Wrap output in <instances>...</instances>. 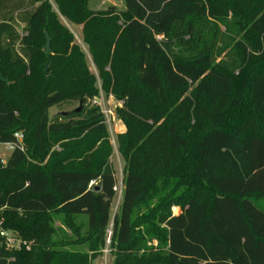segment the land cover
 <instances>
[{"label": "trees", "instance_id": "1", "mask_svg": "<svg viewBox=\"0 0 264 264\" xmlns=\"http://www.w3.org/2000/svg\"><path fill=\"white\" fill-rule=\"evenodd\" d=\"M91 1L53 0L122 105L120 210L85 52L48 0H0V212L33 243L0 264H264V0Z\"/></svg>", "mask_w": 264, "mask_h": 264}, {"label": "rangeland", "instance_id": "2", "mask_svg": "<svg viewBox=\"0 0 264 264\" xmlns=\"http://www.w3.org/2000/svg\"><path fill=\"white\" fill-rule=\"evenodd\" d=\"M52 6L53 9L59 14L60 19L62 23L72 32L75 38V43L80 46V48L85 52L87 56L88 65L90 68V71H92L96 76L98 77V71L92 61V57L89 51V46L84 41L83 33H82V26H77L67 19L63 18L58 9L57 6L54 4L53 0H48ZM115 7L118 10H124V0H92L90 2V8L92 10H99V11H105L107 8ZM47 45V44H46ZM45 45V47H46ZM50 50H51V44H50ZM47 71V70H46ZM97 86L100 91V97L96 101L97 105L101 108L102 112L104 113L106 117V125L108 127V132L110 134V141L113 146V154L111 157V166L115 173V178L117 181L116 188H115V199L112 205L111 209V220L113 221L115 215L119 212L120 206L122 204L123 199V171L125 167V161L123 160L121 154L118 151V143H117V136L119 134H122L125 132L126 128L123 125V123L118 119L115 110L118 106H122L121 103L115 100L113 96H107L101 88V80L98 77ZM60 113V110L57 108H53L50 111L51 118L56 117ZM258 207L261 210H264V198L257 202ZM174 214H180L181 209L180 208H174L173 209ZM56 226L59 228H62L69 236H71V233L68 229H66L59 219L56 220ZM112 226L113 223L111 222L109 226L108 233L111 236L112 234ZM109 244V241L107 242ZM96 264H114V258L111 254V251L109 248H106L104 251L102 257H100L96 262Z\"/></svg>", "mask_w": 264, "mask_h": 264}, {"label": "built area", "instance_id": "3", "mask_svg": "<svg viewBox=\"0 0 264 264\" xmlns=\"http://www.w3.org/2000/svg\"><path fill=\"white\" fill-rule=\"evenodd\" d=\"M14 139L17 142L23 143L24 136L21 133H16ZM17 145L14 143H0V169L6 167L10 155L15 151ZM23 151V146L19 147ZM4 218L0 212V249H4L8 253H17L22 250L30 251L33 243L23 240L18 234L4 229ZM13 260V259H11Z\"/></svg>", "mask_w": 264, "mask_h": 264}, {"label": "water", "instance_id": "4", "mask_svg": "<svg viewBox=\"0 0 264 264\" xmlns=\"http://www.w3.org/2000/svg\"><path fill=\"white\" fill-rule=\"evenodd\" d=\"M46 38H47V45L45 47L46 52H50V44H51V39L50 36L48 34H46ZM2 80L5 81L6 83H8L9 81L7 79H5L4 77H2Z\"/></svg>", "mask_w": 264, "mask_h": 264}, {"label": "crops", "instance_id": "5", "mask_svg": "<svg viewBox=\"0 0 264 264\" xmlns=\"http://www.w3.org/2000/svg\"><path fill=\"white\" fill-rule=\"evenodd\" d=\"M93 61V60H92Z\"/></svg>", "mask_w": 264, "mask_h": 264}]
</instances>
